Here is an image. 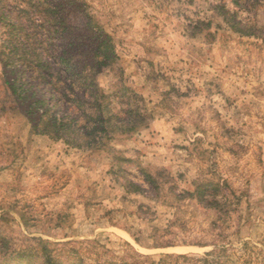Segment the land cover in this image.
Listing matches in <instances>:
<instances>
[{"label":"rangeland","instance_id":"obj_1","mask_svg":"<svg viewBox=\"0 0 264 264\" xmlns=\"http://www.w3.org/2000/svg\"><path fill=\"white\" fill-rule=\"evenodd\" d=\"M83 1L118 58L99 84L151 119L71 148L32 133L0 66V264H264V0Z\"/></svg>","mask_w":264,"mask_h":264},{"label":"trees","instance_id":"obj_2","mask_svg":"<svg viewBox=\"0 0 264 264\" xmlns=\"http://www.w3.org/2000/svg\"><path fill=\"white\" fill-rule=\"evenodd\" d=\"M247 1L235 0L234 7L247 13ZM221 9L226 24L243 33L229 21L233 13ZM117 59L112 38L83 0H0L2 85L16 104H26L24 115L34 135L99 152L115 135L144 128L151 114L142 98L126 86L105 92L98 82ZM200 189L196 193L202 199ZM43 257L42 264L61 263Z\"/></svg>","mask_w":264,"mask_h":264}]
</instances>
